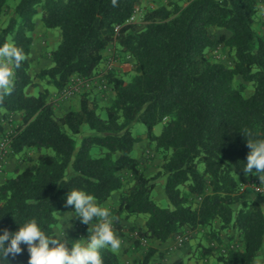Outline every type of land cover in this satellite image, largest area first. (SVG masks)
Segmentation results:
<instances>
[{
    "label": "trees",
    "instance_id": "1",
    "mask_svg": "<svg viewBox=\"0 0 264 264\" xmlns=\"http://www.w3.org/2000/svg\"><path fill=\"white\" fill-rule=\"evenodd\" d=\"M143 1L0 0V45L25 54L13 68L12 88L0 93L2 115L18 116L9 152L24 163L0 183V230L14 232L19 222L36 219L53 235L56 213L74 211L66 206L71 189L89 192L100 205L118 192L111 210L116 235L124 218L144 219L131 227L134 243L148 244L138 264H161L153 243L193 231L208 239L195 248L197 259L256 264L264 210L258 191L241 187L238 177L264 186L242 169L250 152L244 132L264 138V32L256 27L261 0H169L128 22ZM37 15L44 28L59 29V42L50 64L31 73ZM111 45L131 59L129 75L106 69L108 98L101 102L91 87L78 94V106L58 113L49 87L59 92L74 75L95 76ZM217 49L227 52L230 63L216 58ZM38 82L45 89L27 92ZM134 122L146 126L144 135L132 134ZM158 123L163 127L156 135ZM143 138L162 158L154 174L131 155ZM160 177L169 207L153 197ZM22 248L9 256L10 264H28L27 246ZM101 254L104 264H123L116 250Z\"/></svg>",
    "mask_w": 264,
    "mask_h": 264
},
{
    "label": "rangeland",
    "instance_id": "2",
    "mask_svg": "<svg viewBox=\"0 0 264 264\" xmlns=\"http://www.w3.org/2000/svg\"><path fill=\"white\" fill-rule=\"evenodd\" d=\"M169 0H144L142 4L140 5L142 8V11H144L145 8L147 7H156L160 5L161 3H166ZM173 1H179L180 3H183L184 0H173ZM143 13V12H142ZM35 22H36V28L32 32L33 35V44L31 47V53H30V59H31V67H30V72L35 73L38 72L40 69L48 66L50 64V51L54 49L59 42V29L58 28H51V29H46L42 26L41 21H40V16L37 15L35 17ZM256 27L259 30L260 33L263 34L264 32V0H261L260 6H259V11H258V20L256 23ZM218 52L221 55V59L224 62L230 63L229 56L226 51L222 49H217ZM105 59L101 63V65L98 68L97 73L95 76H100L102 79V73L106 69H111L114 70L116 73L119 75L123 76H128L129 73L131 72V59L129 57H121L119 56L118 53H116L114 45L109 46L105 50ZM239 80H241L240 77H238ZM105 80V79H104ZM35 81H38L37 79ZM38 85L35 86H29L27 89V92L31 94H36L39 90L45 89V85L42 83L38 82ZM252 89L249 87L246 90V94L251 93ZM93 93L97 96L98 99L102 100L105 98H108L110 96V91L109 89L107 90H100L97 86H94L93 88ZM49 97L50 99L54 102L55 108L58 113L65 112L69 110L70 108H74L78 106L79 103V95H75L69 98H59L58 97V91L55 90L52 87H49ZM18 116L14 115L11 117H4L2 115V112H0V141L9 136L11 130L13 127L17 124ZM162 123H158L154 126L153 128V133L158 135L162 131ZM84 129L87 128V126L83 127ZM130 130L133 135H144L146 131V126L142 122H134L130 126ZM144 139V138H143ZM140 151L142 154H146L150 162L147 163L146 166H144L145 172L148 174H154L156 171H158L162 158L161 155L153 150L152 147H150L147 143L143 144L140 143ZM30 155L33 157L36 156V152L34 151H29L28 152ZM131 155L134 157L138 156V150H137V144H135L133 150L131 151ZM17 166H24V163L20 162L19 158L16 155H13L9 152L6 158V163L4 166V170L0 176V181H3L8 175H13L14 170ZM241 187H246L248 186V179L242 180L240 177H238ZM164 180V177H160L159 181L157 184H160L162 187V193H163V198L157 199L154 198L157 204L161 207H169L170 204L165 196L164 193V187L163 183H161ZM157 191V190H156ZM155 190L153 191V197L154 195H157V192ZM258 200L261 203V206L264 210V186L261 187V191H258ZM118 198V192H115L111 200L109 201V206L108 208H113L112 205L116 203ZM62 212H57V216H59ZM112 213V212H111ZM112 221V215L110 217ZM65 220V219H64ZM74 222L72 224H69V227H57L56 233L63 235L65 232V239L68 241V247L71 248L73 242L80 240L79 242H85L87 238L91 235L90 232V226L87 224H84L81 222V220L78 217L74 218ZM93 224L96 223L94 220L92 222ZM143 224V219L135 217L134 219H123L121 222L122 229H121V235H119V238L121 240V246L118 250H116L117 255L121 262L123 264H138L139 259L141 256L145 253L147 250L148 244L146 242H141L139 246L134 243L135 236L133 232L131 231V227L133 225L135 226H140ZM113 226V225H112ZM76 228L78 229L76 231ZM113 230L115 233H117V230L113 226ZM224 241L227 240L228 237L225 235H222ZM205 237L201 235V232L199 231H193L190 234V237L188 240L183 244L182 246H177L175 244V240L170 243H158L154 242V246L158 249L159 252L162 253L163 257L157 259L156 261H159L161 264H171L173 262L178 261V256L179 252L182 250H186L190 248L191 250H195L198 248V243H205L206 242ZM234 243L239 244V237H235L233 239ZM196 248V249H195ZM166 259L167 262L163 263V260ZM207 264H218V261L216 258L212 257L209 258V261L206 262Z\"/></svg>",
    "mask_w": 264,
    "mask_h": 264
},
{
    "label": "clouds",
    "instance_id": "3",
    "mask_svg": "<svg viewBox=\"0 0 264 264\" xmlns=\"http://www.w3.org/2000/svg\"><path fill=\"white\" fill-rule=\"evenodd\" d=\"M24 59L22 49L12 44L0 45V93L6 94L12 88L13 68L20 67ZM244 134L248 137L250 152L243 172L258 176L264 182V138L254 136L251 131ZM66 206L74 207L75 216L90 226L91 235L86 243L78 240L69 248L65 232L63 235L47 234L36 219H28L19 222L17 231L0 230V264H10L9 256L22 253V245L27 246L30 254L28 264H104L101 250H118L121 246L113 230L110 208L101 206L94 195L80 188L67 193ZM256 264H264V261L258 260Z\"/></svg>",
    "mask_w": 264,
    "mask_h": 264
},
{
    "label": "built area",
    "instance_id": "4",
    "mask_svg": "<svg viewBox=\"0 0 264 264\" xmlns=\"http://www.w3.org/2000/svg\"><path fill=\"white\" fill-rule=\"evenodd\" d=\"M142 12L143 11L140 5L135 6L132 15L128 19V22L138 21L142 16ZM116 29H118V27H116ZM216 58L221 59V55L218 51H216ZM94 86H97L100 90H107V85L104 79H102L100 76L83 77L74 75L71 77L69 84L58 92V97L62 99L69 98L78 95L79 93ZM9 142V136L3 138L0 141V176L3 172L7 155L9 154ZM248 184L252 186L256 191H261V186L256 185L253 181H249ZM188 237V233L176 235L175 244L177 246H182L188 240ZM142 241L145 242L144 240ZM211 244L215 245L216 243L212 242ZM230 246L234 247L237 245L231 243ZM226 250L227 248L221 245V252H225Z\"/></svg>",
    "mask_w": 264,
    "mask_h": 264
},
{
    "label": "crops",
    "instance_id": "5",
    "mask_svg": "<svg viewBox=\"0 0 264 264\" xmlns=\"http://www.w3.org/2000/svg\"><path fill=\"white\" fill-rule=\"evenodd\" d=\"M143 142V144H145V143H147V140L144 138V139H141V140H139L136 144H137V150H138V156H137V158L141 161V163H142V166L144 167V166H146L147 165V163H149L150 162V159H149V157L145 154H142L141 153V151H140V143H142ZM147 173V172H146ZM148 174V173H147ZM159 181V180H158ZM161 183H164V180L161 182ZM154 190L157 192V195H154V198H159V199H161V198H163V193H162V187H161V185L160 184H157L156 186H155V188H154ZM114 194V193H113ZM111 199H109L108 201H106V202H104L101 206H109V201H110ZM116 203H117V201H116ZM116 203H114V205H112L113 207H115L116 206ZM113 208H111V210H112ZM76 215V213H75V211H73V212H63V213H61L59 216H58V219H59V221H58V224L56 225V228H55V232H54V234L53 235H55V233H56V230H57V227L59 226V228H61V227H64V228H66V227H69L70 225L69 224H72L75 220H74V218L76 217L75 216ZM135 217H137V218H142L143 219V216H141V215H130V216H128V217H126V218H124V219H134ZM65 219V220H64ZM143 221H144V219H143ZM155 244V243H154ZM178 260H183V262H184V264H207L206 262H208L209 261V259L208 260H203V259H197V257H196V251L194 252L193 250H191L190 248H188V249H186V250H182V251H180L179 252V256H178ZM264 261V244H263V247H262V254H261V256L260 257H258L257 259H255V263L257 262V261ZM164 262H167L166 261V259H164L163 260V263ZM172 263L171 264H173L174 262L173 261H171Z\"/></svg>",
    "mask_w": 264,
    "mask_h": 264
}]
</instances>
